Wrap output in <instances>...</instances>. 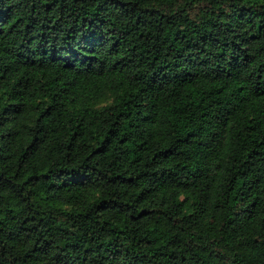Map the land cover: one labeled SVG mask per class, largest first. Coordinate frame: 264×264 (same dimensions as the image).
Returning <instances> with one entry per match:
<instances>
[{
    "label": "trees",
    "instance_id": "16d2710c",
    "mask_svg": "<svg viewBox=\"0 0 264 264\" xmlns=\"http://www.w3.org/2000/svg\"><path fill=\"white\" fill-rule=\"evenodd\" d=\"M0 264H264V0H0Z\"/></svg>",
    "mask_w": 264,
    "mask_h": 264
}]
</instances>
